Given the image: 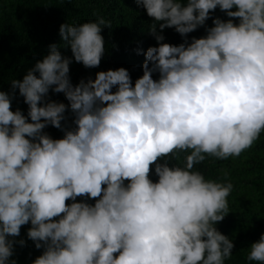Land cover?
Wrapping results in <instances>:
<instances>
[{"label": "trees", "instance_id": "1", "mask_svg": "<svg viewBox=\"0 0 264 264\" xmlns=\"http://www.w3.org/2000/svg\"><path fill=\"white\" fill-rule=\"evenodd\" d=\"M0 264H264V0H0Z\"/></svg>", "mask_w": 264, "mask_h": 264}, {"label": "rangeland", "instance_id": "2", "mask_svg": "<svg viewBox=\"0 0 264 264\" xmlns=\"http://www.w3.org/2000/svg\"><path fill=\"white\" fill-rule=\"evenodd\" d=\"M248 2H252V0H247Z\"/></svg>", "mask_w": 264, "mask_h": 264}]
</instances>
